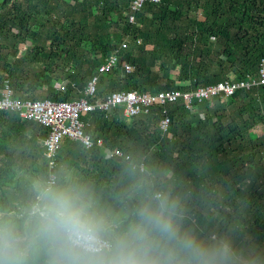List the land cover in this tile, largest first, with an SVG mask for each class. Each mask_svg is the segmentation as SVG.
<instances>
[{
    "label": "trees",
    "instance_id": "trees-1",
    "mask_svg": "<svg viewBox=\"0 0 264 264\" xmlns=\"http://www.w3.org/2000/svg\"><path fill=\"white\" fill-rule=\"evenodd\" d=\"M133 1L0 0V92L8 82L21 101L80 99L98 68L126 41L129 48L120 53L118 68L100 76L93 102L115 92H189L258 76L264 61V0H162L135 15L132 25ZM192 107L178 100L132 119L124 118L121 108L83 115L86 133L104 142L89 151L76 142L93 160L91 179L135 204L124 184L136 195L170 191L202 237L230 240L244 264H264V86L194 101ZM8 114L18 124L7 140L11 144L1 141L0 214L22 222L37 185H45L49 176L44 147L37 142L47 130L17 113L0 112ZM166 116L171 125L164 134L159 124ZM26 127L35 133L25 136ZM259 127L263 134L253 136ZM13 144L25 145L35 165L13 163ZM115 148L131 160L105 158ZM60 153L61 147L56 184ZM46 260L41 252L34 264Z\"/></svg>",
    "mask_w": 264,
    "mask_h": 264
},
{
    "label": "clouds",
    "instance_id": "clouds-1",
    "mask_svg": "<svg viewBox=\"0 0 264 264\" xmlns=\"http://www.w3.org/2000/svg\"><path fill=\"white\" fill-rule=\"evenodd\" d=\"M17 217L0 214V264H244L230 240L202 237L188 225L179 198L147 190L115 212L74 184L37 185Z\"/></svg>",
    "mask_w": 264,
    "mask_h": 264
},
{
    "label": "built area",
    "instance_id": "built-area-1",
    "mask_svg": "<svg viewBox=\"0 0 264 264\" xmlns=\"http://www.w3.org/2000/svg\"><path fill=\"white\" fill-rule=\"evenodd\" d=\"M162 0H134L130 9L129 22L135 25V15L141 13L148 5H158ZM129 41H126L117 49L104 65L98 68V75H95L82 91L83 97L77 100L54 102L51 100H20L8 82H5L0 92V112L17 113L21 120L34 122L47 130V135L42 140L44 156L47 160L48 179L45 185L55 183L57 175L55 168L58 166L57 154L64 140L79 142L85 150H92L95 147H104L102 139L94 140L86 133V124L82 116L95 111L110 112L122 109L123 117L132 119L141 115L149 114L153 107H167L182 100L187 109L192 110L193 102L211 100L215 97H230L239 90L251 91L264 86V61L262 62L257 77L247 76L243 80L229 79L216 84L197 88L194 91L181 92L179 90L161 91L158 93H147L133 91L115 92L93 102L97 94L100 76L112 72L120 65V53L129 48ZM141 45V41H137ZM127 73H132L133 68L127 64L123 65ZM57 85V84H56ZM171 120L168 116L160 121V129L164 134L169 132ZM105 158L118 160H131L120 148L107 151ZM140 171L145 170L144 165L139 167Z\"/></svg>",
    "mask_w": 264,
    "mask_h": 264
},
{
    "label": "crops",
    "instance_id": "crops-1",
    "mask_svg": "<svg viewBox=\"0 0 264 264\" xmlns=\"http://www.w3.org/2000/svg\"><path fill=\"white\" fill-rule=\"evenodd\" d=\"M14 114L8 115H0V149L2 145L10 143L7 141L13 137L12 127L18 124L13 122ZM21 121V120H20ZM24 122V121H21ZM31 129L26 127L25 136H28L31 132L35 133V130L30 131ZM2 138L6 141L1 145ZM64 140L61 146V162L59 164V171H58V185H67L69 183L74 185L82 186L88 190L94 197L95 200L99 202V204L105 208H108L115 212L126 211L131 206L135 205L128 200L122 199L116 195H113L107 187L103 186L98 180V182H94L92 177H95V170L93 165V160L86 151H84L76 142ZM37 142H42L38 139ZM73 144H70V143ZM70 144V145H69ZM43 145V144H42ZM17 153L13 158V163H16L18 167H32L35 165L34 158L29 157L28 150L25 148V145H16ZM11 149V148H10ZM33 154L38 155L36 150H33ZM103 155V154H102ZM4 157V156H2ZM89 175H87V174ZM31 177L30 175H28ZM125 191L128 192L129 199L135 198L139 200L140 194L136 195L135 193H131L129 190V186L124 184ZM136 190L140 187L135 185L134 187Z\"/></svg>",
    "mask_w": 264,
    "mask_h": 264
},
{
    "label": "rangeland",
    "instance_id": "rangeland-1",
    "mask_svg": "<svg viewBox=\"0 0 264 264\" xmlns=\"http://www.w3.org/2000/svg\"><path fill=\"white\" fill-rule=\"evenodd\" d=\"M192 17H194L195 15L194 14H192L191 15ZM198 19H199V17H197ZM21 51L23 52V51H25V49H21ZM43 81H39V84H41ZM263 134V130H262V128L261 127H259V128H257L255 131H254V135L253 136H260V135H262Z\"/></svg>",
    "mask_w": 264,
    "mask_h": 264
}]
</instances>
